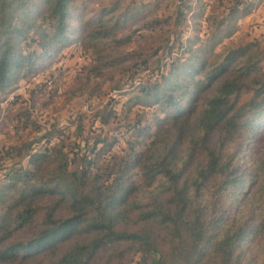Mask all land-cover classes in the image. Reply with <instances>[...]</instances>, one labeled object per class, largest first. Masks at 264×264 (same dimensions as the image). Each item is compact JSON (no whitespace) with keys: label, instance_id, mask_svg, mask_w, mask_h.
Returning a JSON list of instances; mask_svg holds the SVG:
<instances>
[{"label":"trees","instance_id":"trees-1","mask_svg":"<svg viewBox=\"0 0 264 264\" xmlns=\"http://www.w3.org/2000/svg\"><path fill=\"white\" fill-rule=\"evenodd\" d=\"M121 4L115 0L90 14L85 0H0V93L75 39L98 55L119 45L116 29L140 11ZM251 4L239 11L235 3L221 19L206 16L211 47ZM181 18L178 6L175 22ZM184 50L189 55L171 59L160 81L138 96L166 112L156 118L158 132L145 150L137 152L135 140L101 170L91 168L95 157L68 170V158L59 156L47 175L41 173L48 149L29 152L33 167L20 174L23 185L0 227L7 224L5 236L36 222L39 227L25 240L0 244V264H26L37 256L41 264H264V153L241 173L224 150L237 134L249 138L264 119V47H230L211 63L198 47ZM137 165L150 188L148 202L132 198ZM252 181L248 213L230 218L229 204H237ZM40 197L49 201L38 217Z\"/></svg>","mask_w":264,"mask_h":264},{"label":"rangeland","instance_id":"rangeland-1","mask_svg":"<svg viewBox=\"0 0 264 264\" xmlns=\"http://www.w3.org/2000/svg\"><path fill=\"white\" fill-rule=\"evenodd\" d=\"M85 1L92 10L90 14H95L115 0ZM121 2V8L128 6L140 11L116 29L114 37L122 38L119 45L106 48L98 55L83 40L75 39L61 46L42 68L21 75L9 90L0 93V194H3L0 217L23 185L20 174L33 167L29 152L48 149L47 166L41 173L47 175L59 156L68 158V170L79 168L87 158L94 157L96 163L91 164L92 170L97 166L101 170L113 154H124L129 143L135 140L136 151L145 150L158 132L156 118L166 112L159 103L142 104L138 96H142L143 86L160 81L171 59L189 55L184 50L186 46L200 48L210 63L228 48L240 44L264 47V0ZM248 2H252L250 10L235 18L232 32L211 47L207 39L211 26L206 16L211 14L221 19L233 4L237 3L241 11ZM178 6L184 18L176 23ZM201 6L203 12L198 15ZM35 47L38 49L37 45ZM259 63L264 69V57ZM193 122L194 118L191 124ZM215 137L213 135L211 141ZM224 150L234 155L238 172L248 171L252 161L264 153V119L249 138L243 140V136L237 134L225 144ZM37 178L38 172H35L30 181L35 182ZM132 181L138 187L132 198L150 201V188L144 185L140 165L134 168ZM10 182L16 185L8 187ZM256 184L250 182L237 204H229L230 218L248 213L245 201ZM48 201V197L36 200L40 204L38 217ZM205 215L212 216L210 205ZM6 227L7 224L0 227L1 245L29 238L39 225L36 222L17 228L8 236H5ZM42 259L37 256L26 264H41Z\"/></svg>","mask_w":264,"mask_h":264}]
</instances>
